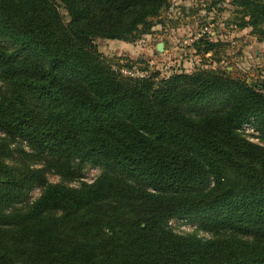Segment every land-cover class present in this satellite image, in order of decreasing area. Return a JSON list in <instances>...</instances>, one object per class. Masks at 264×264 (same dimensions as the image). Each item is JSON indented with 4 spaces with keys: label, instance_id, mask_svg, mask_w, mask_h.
<instances>
[{
    "label": "trees",
    "instance_id": "16d2710c",
    "mask_svg": "<svg viewBox=\"0 0 264 264\" xmlns=\"http://www.w3.org/2000/svg\"><path fill=\"white\" fill-rule=\"evenodd\" d=\"M168 2L0 0V264H264V84L207 66L126 77L96 44L151 34ZM233 4L264 32V0ZM193 46L216 59L222 43ZM87 164L105 170L91 184L48 180ZM189 216L213 237L168 227Z\"/></svg>",
    "mask_w": 264,
    "mask_h": 264
},
{
    "label": "rangeland",
    "instance_id": "374dc122",
    "mask_svg": "<svg viewBox=\"0 0 264 264\" xmlns=\"http://www.w3.org/2000/svg\"><path fill=\"white\" fill-rule=\"evenodd\" d=\"M60 11L68 22L69 17L65 9L61 7ZM239 12L240 8L234 6L233 0H169L168 6L160 15L152 19L155 26L151 34L143 35L135 43L98 39L96 44L99 51L114 64L123 66L130 60L134 68L145 71L149 76L159 73L161 78L167 77L181 67L191 70L190 72L206 66L221 67L234 78L243 79L252 85H263L264 32H253L249 28L241 30L237 27L241 17ZM205 27L222 43L216 59L211 55L196 58L193 46L196 42L185 44L186 40L195 37ZM161 43L164 45L162 52L158 50ZM0 46L12 49L3 37H0ZM185 55L189 56L187 63H177ZM242 132L251 142L262 144L260 134L253 125H246ZM3 138L5 136L0 133V139ZM12 148H22L30 152V149L21 143H12ZM103 172V168L87 164L78 176L69 181H64L55 174H50L48 180L53 184L65 182L70 187H79L83 182L93 183ZM40 194V188H34L29 191L28 199L33 202ZM21 207V204L17 206L19 209ZM168 227L182 236L199 239L213 237L202 220L195 216L171 219Z\"/></svg>",
    "mask_w": 264,
    "mask_h": 264
},
{
    "label": "built area",
    "instance_id": "2783aa9c",
    "mask_svg": "<svg viewBox=\"0 0 264 264\" xmlns=\"http://www.w3.org/2000/svg\"><path fill=\"white\" fill-rule=\"evenodd\" d=\"M208 33H210V30L207 27H205L197 35H195V37H193L192 39L186 40L185 44L190 45L192 43H195L199 41L200 39H202ZM122 74L126 77H131V78H145L148 76V74L145 71H140L136 68H133V69L124 68L122 70Z\"/></svg>",
    "mask_w": 264,
    "mask_h": 264
},
{
    "label": "crops",
    "instance_id": "0c3cea01",
    "mask_svg": "<svg viewBox=\"0 0 264 264\" xmlns=\"http://www.w3.org/2000/svg\"><path fill=\"white\" fill-rule=\"evenodd\" d=\"M159 46V45H158ZM167 48V47H166ZM189 56L188 55H185V57H182L183 59H181L180 61H177V63H181V61L183 62V63H187V58H188ZM195 58V57H194ZM196 58H198V57H196ZM196 60V59H195ZM185 66V65H184ZM179 67H181V65L179 66ZM182 69H185V68H183V67H181ZM180 68V69H181ZM186 71H188V70H186ZM191 70H189V72H190Z\"/></svg>",
    "mask_w": 264,
    "mask_h": 264
},
{
    "label": "water",
    "instance_id": "95a60500",
    "mask_svg": "<svg viewBox=\"0 0 264 264\" xmlns=\"http://www.w3.org/2000/svg\"><path fill=\"white\" fill-rule=\"evenodd\" d=\"M163 44L161 43V44H159V46H158V50L160 51V52H162L163 51Z\"/></svg>",
    "mask_w": 264,
    "mask_h": 264
}]
</instances>
